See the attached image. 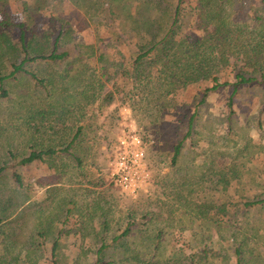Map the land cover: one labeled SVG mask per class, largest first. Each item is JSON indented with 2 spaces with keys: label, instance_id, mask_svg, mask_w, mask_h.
<instances>
[{
  "label": "rangeland",
  "instance_id": "obj_1",
  "mask_svg": "<svg viewBox=\"0 0 264 264\" xmlns=\"http://www.w3.org/2000/svg\"><path fill=\"white\" fill-rule=\"evenodd\" d=\"M10 1L14 3L10 11L11 20L16 23L27 21L29 11L34 7L36 11L33 10L34 13L31 14L32 21L41 17L43 21L50 22L57 16L71 22V26H80L81 22L88 23V28L92 29L89 34L78 29L72 33L73 43L81 45L96 41V32H103L106 36L108 25L111 30L124 28L123 31L129 33V28L138 21L128 19L125 13L129 15L139 11L138 15H142L149 24L156 21L158 24L166 23L169 20L166 10L170 12L173 10L172 6L178 3V0H125L110 5L108 1H104L103 9H112L114 15L110 10H99L95 15L93 10L83 11L79 0H39L40 6L36 4L37 0ZM235 3L242 4L245 11L242 14L248 15L260 5V0H228V11L234 8ZM197 7L198 0H184L180 35L199 37L203 33L197 29ZM213 28V25L209 26V29ZM112 32H109L107 39H116H113L114 34L111 38ZM137 39H131L130 36L126 40L122 39L117 46L121 53L115 49L113 56L116 59H121L122 55L128 57L133 52L132 42ZM129 42L131 45L127 44ZM4 48L3 46L1 50L0 44V70L6 68L11 61L12 54L6 53ZM29 67L39 76L57 81L58 86L49 87L51 91L46 94L33 87L32 82L25 77L7 82L10 95L7 98L0 95V166L5 160L15 161V158L10 159V153H23L31 143L30 138L35 144L46 143L43 135L47 134V126H42L38 129L39 132H35L31 123L25 124V118L34 116L38 119L41 111L48 112L47 119H56L69 107H73L69 112L73 118H81L78 116L83 113L86 116L83 123L89 127L91 123H95V118H90L98 116L100 125L98 124L96 132L94 126L88 128L89 140L85 141L86 145H82L87 156L83 167L67 162L62 167L61 174L57 168L56 174L50 172L45 162L21 168L24 187H19L14 182L10 171L0 176V214L8 215L4 229L7 236L9 233L11 238L13 236V239L9 237L11 242L14 241L11 247L0 242V254L7 252L8 262L5 264H52L51 243L56 236L55 229L53 236L43 240L42 244L36 236L34 242L28 241L40 229H46L48 223L55 225L57 232L58 229H65L59 237L60 247L56 255L60 264H94V236L88 235L83 239L82 222L79 223L80 219L86 220L87 211L95 207L93 198L99 192H105L109 199H115L117 208L112 217L115 214L121 219L113 224L110 235L119 232L125 224L119 210H123L125 214L130 208L136 209L139 216H150L152 223L164 231V240L158 254L163 262L168 257L176 261H186L190 257L198 260L195 257L199 254L203 257L198 264H237L235 246L238 244L243 251L242 264H264V205L248 210L243 206V198L264 194V88H257L264 86H249L256 88L246 90L236 98L235 113L230 124L228 110L225 108L230 90L224 88L209 96L205 104H200L203 90L212 84L211 81L192 83L186 88L178 89L173 95L160 98V92L155 93V96H148L147 87H126L123 81L121 87H113L115 78L112 79L100 69L94 74L97 81L94 85L76 87L65 78L63 73L66 72L60 66L35 63ZM231 69L233 68L227 67L221 73L222 77L232 74ZM109 91L115 92L111 102L104 99ZM87 102L92 103L87 110L79 106ZM193 116H196L192 131L194 135L186 141L178 165H173L170 152L188 132ZM130 131L137 133L143 140L144 168L148 175L147 181L141 184L136 193L124 190L113 175L119 140ZM249 140L255 154L251 162L246 163V167H250L252 172H247L246 168L243 176L231 184L219 181L217 171L226 169L234 157L240 158L246 141ZM58 161L53 162L58 165ZM242 161L241 158L237 160L239 163ZM83 174H87V178ZM47 182L54 184L49 189L53 191L51 195L46 192L47 186L43 185ZM86 189H91L92 192ZM178 190L185 191L189 200L178 197ZM87 193L91 199L87 197ZM72 199L76 203L69 204L67 208L73 209L74 215H71L65 226L57 217L58 210L67 200ZM206 199L211 200L210 203L214 205H211L212 209L207 214L200 216L194 208ZM85 201L93 204L87 207ZM225 203L229 206L224 213L218 207ZM83 206L87 210L82 215L80 210ZM98 223L96 220L88 228L89 231L93 227L98 229L95 226ZM31 244L36 250L30 258H25L24 249L21 248L32 247ZM147 249L153 248L148 246ZM205 250L208 252L207 256L203 253ZM114 251H106L107 260L113 254L118 259V254ZM19 255V261H15L14 258L17 259ZM174 259L173 263L176 262Z\"/></svg>",
  "mask_w": 264,
  "mask_h": 264
},
{
  "label": "trees",
  "instance_id": "obj_2",
  "mask_svg": "<svg viewBox=\"0 0 264 264\" xmlns=\"http://www.w3.org/2000/svg\"><path fill=\"white\" fill-rule=\"evenodd\" d=\"M38 1L36 4L38 3L40 6ZM104 1L114 5V3H121L125 0H79V4L80 7H83L82 9L93 10L96 15L99 10H110V8L103 9ZM231 1L229 0V2ZM183 2L184 0H178V3L172 6L173 10L170 12L166 10V16L169 19L166 23L158 24L156 21L149 24L144 21L142 15H138L139 11L131 12L129 15L125 13L128 19L138 21L135 26L129 28V33L123 31L124 28L111 30L112 28L108 25L106 36L103 32L102 34L96 32V41L81 45L80 43H73L72 33L78 29L89 34L92 29L86 26L87 23L80 21L82 25L71 26V22H66L57 16L53 17L50 22L43 21L41 17L32 21L31 14L34 13L35 7L29 11V21L16 23L11 20L10 12L14 3L10 0H0L1 50L4 46L3 50L12 54L10 63L6 68L0 70V95L7 98L10 95L7 82L12 79L17 81L23 77L30 80L33 87L39 88L46 94L51 91L49 87H57V81H50L48 77H41L30 69L29 66L35 63L60 66L66 72L63 73L65 78L72 81L76 87L94 85L97 82L94 74L97 69H100L107 72L112 79L115 78L113 87H121V81H123L126 87L131 85L133 87H147L148 96L149 94L155 96V93L160 92L161 95H158L160 98L173 95L178 89L186 88L192 83L211 81L212 84L203 90L200 104H205L209 96L224 88L230 90L225 108L228 110V121L231 124V117L235 113L236 98L246 90L256 88L249 86H264V0H260V5L248 15L242 14L245 11H243V5L239 3H235L234 8L228 11V0H198L199 23L197 29L203 32L199 37L180 35L183 27L181 23ZM110 11L114 15V11L112 9ZM210 25H213L214 28L209 29ZM110 31H113L111 38L114 34L113 39L116 38L115 40L107 39ZM128 36L131 39L138 38L132 42L134 45L133 52L128 57L122 55L121 59H116L112 52L116 49L120 54L121 51L117 49L118 43L122 39H128ZM127 44L131 45L130 42ZM98 65L101 67L99 68ZM227 67L233 68L231 69L232 74L222 77L221 73L225 72ZM56 80L58 79L56 78ZM114 97L115 92L109 91L104 99L111 102ZM153 101H155V97H153ZM33 113L36 112L33 111ZM47 113V111H41L38 117L46 121ZM30 117L35 118L34 116ZM195 117L191 118L188 132L170 152L173 165H178L186 147V141L194 135L192 131ZM78 140L79 133L62 148L31 149L29 155L21 160L10 162L5 160L0 166V176L10 171L14 182L19 187H24L23 176L19 171L20 166L29 167L34 162L44 161V157L53 156L59 152L72 157L71 159H60L59 162L62 166L56 167L59 174L62 173V167L67 162H72V164L74 162L78 167H83L85 158L78 151L80 147L79 144L77 145ZM191 140L194 141V138ZM251 147V141H246L245 148L240 155L241 160H243L242 163L237 162L240 158L236 156L233 160L231 159L230 165L226 169L217 171L218 176H220L219 181L231 184L243 176L244 170L247 168L246 163L251 162L254 158L255 153L252 152ZM10 154V159H14V153L11 152ZM247 172H252L250 167L247 168ZM84 177L87 178V174ZM180 189L183 190L181 186ZM87 191L92 192L91 189ZM178 191H176L178 197L181 196L182 199L189 200L188 195L184 194L185 191ZM86 195L89 196L88 193ZM114 200V198L109 199L105 192L97 193L93 198L95 207L91 211H87L86 220L80 219L79 224L82 222L81 228L84 230L82 238L84 239L88 235L94 236V249H96L94 264H198L199 259L203 257L197 254L195 258L198 260L190 257L186 261H176V259L168 257L163 262V258L158 257V254L164 240V231L152 223L150 216L146 214L139 216L134 208L128 209L125 214L123 210H119L125 224L119 229V232L110 235L113 224L121 220L115 214L112 217L117 208ZM243 200L244 209H254L264 205V194L248 196ZM210 202L211 200L206 199L203 203L196 205L194 211L198 212L200 216L207 214L212 209L211 205H214ZM75 203L76 201L73 199L67 200L58 210L57 217L62 220L65 226L70 221L71 215H74L73 209L67 207L69 204L74 205ZM92 204L90 201H85L87 207ZM85 206L80 210L82 215L84 210H87L84 209ZM228 206L229 204L225 203L218 207V210L225 213ZM7 217V214H0V242L2 241L11 247V244H14V241L11 242L10 240L11 233L7 236L4 229V222ZM96 220L99 222L95 225L98 229L93 227L92 231H89L88 228L93 226ZM43 229H40L28 241L34 242L36 235L39 236L38 240L43 239ZM64 230L63 228L60 230L59 236L63 234ZM59 242L60 238H57L53 244L52 264H60L56 257L60 246ZM148 246L153 249H147ZM111 249L118 254V259L116 254H113V257L107 260L106 251ZM235 249L237 264H242L243 251L238 244H236ZM35 250L33 245L24 249L25 258H30ZM203 253L205 256L208 254L206 250ZM0 255H5L0 256L1 264L7 263V252ZM19 257L20 255L14 260H18ZM172 259L176 262L173 263Z\"/></svg>",
  "mask_w": 264,
  "mask_h": 264
},
{
  "label": "crops",
  "instance_id": "obj_3",
  "mask_svg": "<svg viewBox=\"0 0 264 264\" xmlns=\"http://www.w3.org/2000/svg\"><path fill=\"white\" fill-rule=\"evenodd\" d=\"M83 11H85V10H83ZM86 26H88V23L86 24ZM88 27H90V26H88ZM95 93L97 94V91H95ZM102 98H103V96H102ZM92 102H94V101H92ZM95 105L97 107L95 109V114L97 115L98 114L97 102L95 103ZM79 106L82 109L87 110L88 108H90L92 106V103L91 102H87L86 104H82V105L80 104ZM63 110H65V108H63ZM71 110H73V107H69V109L66 112H64V113H61V115L58 116V118H56V119L55 118L46 119V121L42 120V119L40 120V118H38V119H35L33 117L25 118V124L29 125L31 123L35 127V132H39L38 129H41L42 126L43 127L47 126V134L43 135L44 136V141H46V143H44V144H38V143L35 144L33 139L30 138L31 143L29 145H27V147L24 149L23 153L20 152L19 155L18 154L15 155V158H16L15 161L21 160L22 158L28 156L30 151H31V149H33V150H46V149H49V148H56V149L62 148L68 142H70L71 139L77 133H79V140L77 141L78 142L77 145L79 144V146H80V147L78 146L79 147L78 151L83 154L84 158H86L87 157L86 153H85L86 149H85V147L82 148V145H86L85 141L88 142V140H89V138H88V128L89 127L94 126L95 127V132L98 130L97 129L98 124L100 125V123H98V121H97V117L98 116H92L90 119H94L95 118V123H91V125L89 127H87V125L83 123L84 122V117H86V116H83L82 115L83 113H82L81 115L78 116V117H81V118H73L69 114V112H71ZM35 132H33V134ZM95 134H96V137H97V133H95ZM10 156H11V154H10ZM66 158L67 159H71L72 157L59 152L56 155L44 157V161H37V162H34L33 164H37V163H40V162H42V164H43V162H45L47 164L46 166H47L48 170L50 172H52L53 174H56V172H57L56 167H59L61 165V163L59 162L60 159H66ZM54 160L56 161V163H57V160H59L58 161V166L53 162ZM21 168H26V167L24 165H21L20 169ZM20 169H19V171H20ZM7 173H8V171H7ZM43 185H45V187L47 186L46 192L48 191L47 192L48 195H51L53 191L49 190V189H51L54 184L52 182H47V183H45ZM5 222H4V224H5ZM54 229L56 230V236H55V239L51 243V249L53 248V244H54L55 240L60 237L58 233L60 232L61 229H58V232H57L56 226L53 225V224L48 223V225L46 227V230L43 229V233H44L43 239H41V241L39 240L41 242V244H42L43 240L48 239L50 236H53ZM36 237L38 239L39 236L36 235ZM21 249H27V246H25L24 248H21ZM0 264H1V262H0Z\"/></svg>",
  "mask_w": 264,
  "mask_h": 264
},
{
  "label": "built area",
  "instance_id": "obj_4",
  "mask_svg": "<svg viewBox=\"0 0 264 264\" xmlns=\"http://www.w3.org/2000/svg\"><path fill=\"white\" fill-rule=\"evenodd\" d=\"M119 150L116 155L114 178L131 193H136L141 184L147 181L148 175L144 168V143L142 138L130 131L119 140Z\"/></svg>",
  "mask_w": 264,
  "mask_h": 264
}]
</instances>
